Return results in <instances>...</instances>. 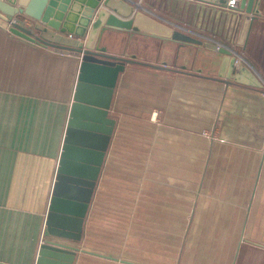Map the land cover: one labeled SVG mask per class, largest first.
<instances>
[{
    "label": "crops",
    "instance_id": "obj_1",
    "mask_svg": "<svg viewBox=\"0 0 264 264\" xmlns=\"http://www.w3.org/2000/svg\"><path fill=\"white\" fill-rule=\"evenodd\" d=\"M146 5L169 18L175 10L177 21L233 42L247 60L236 64L251 69L264 83V0H257L259 12L251 16L242 43L244 12L236 6L225 10L189 0H147ZM4 24L0 20V264H35L47 239L141 264H167L175 256L178 264H264V87L261 91L226 86L179 70L185 65L187 71L224 73L227 62L217 51H210L214 46L210 43L208 47L179 45L125 31H104L100 45L108 53H135L157 65L127 63L118 75L109 110L116 121L109 150L116 138H125L123 128H130V137L146 145L142 159L147 183L142 185L141 200H134L138 173L118 174L113 184V191L120 194L118 207L127 203L135 210L126 236L135 253L122 250L121 242L116 244L123 238L113 236L112 243L107 242L112 230L124 235L115 224L112 227L117 220L104 221L98 233L101 246L91 242L88 228L97 188L104 193L110 190L108 167L119 160L118 152L109 150L81 239L45 236L80 57L13 34L11 25ZM62 41L76 44L67 35ZM139 224L145 225L144 236ZM190 224L195 225V237L206 240L199 255L180 254ZM148 241H156L158 251H150L155 245ZM139 248H149L146 253L151 257L139 256ZM83 254H77L74 264H81L85 256L99 259V264L111 261Z\"/></svg>",
    "mask_w": 264,
    "mask_h": 264
},
{
    "label": "water",
    "instance_id": "obj_2",
    "mask_svg": "<svg viewBox=\"0 0 264 264\" xmlns=\"http://www.w3.org/2000/svg\"><path fill=\"white\" fill-rule=\"evenodd\" d=\"M256 3L257 0H239L236 6L244 12L240 43L247 33L251 16L259 12ZM23 17L31 18L32 26L20 24L18 20ZM0 20L11 25L9 30L13 34L80 57L44 231L45 236L78 242L116 123L109 110L118 75L127 63L157 66L143 61L135 53H108L107 47L100 45L103 32L108 29L125 31L128 35L139 34L179 45L208 47L209 42L135 8L127 0H0ZM63 35L78 38L76 44L62 41ZM217 53L221 61L227 62L224 73L218 71L217 75H210L203 74L201 69L187 71L185 65L179 70L221 81L226 86L239 85L263 91V81L245 65H237L229 49L219 47ZM78 253L106 258L117 264H141L49 239L41 243L35 264H74Z\"/></svg>",
    "mask_w": 264,
    "mask_h": 264
},
{
    "label": "rangeland",
    "instance_id": "obj_3",
    "mask_svg": "<svg viewBox=\"0 0 264 264\" xmlns=\"http://www.w3.org/2000/svg\"><path fill=\"white\" fill-rule=\"evenodd\" d=\"M133 2L132 5L135 6L136 3H139V9L143 10V11H151L154 14H157V16H159V18H163L164 20H166V22L168 21L170 24L174 25V26H178L181 27L185 30H191L193 32H195L196 34H199L200 36L198 38L200 39H208L209 43L211 45H214L210 51H212L213 53L217 51L216 46L218 47L219 44H223L225 46L234 48V50L241 52L240 47H233L234 45L232 44L233 42L229 41H223L222 39L216 37V35L212 32V31H201V30H197V29H193V27L186 25L184 22H182L181 20H176L175 17H173L176 14V11L173 10V14L169 17H166L164 15H161L159 13H157L156 11L150 9L146 3L147 0H132ZM175 18V19H174ZM205 36V37H204ZM75 39V38H73ZM78 39V38H77ZM75 39V40H77ZM211 41V42H210ZM126 47L128 46L127 43L125 44ZM124 45V46H125ZM216 45V46H215ZM128 48V47H127ZM226 48V47H225ZM128 83V87H130V81H127ZM128 89V88H127ZM112 113V117H114L113 115V111H111ZM128 119H130V117L128 116L126 118V120L128 121ZM144 128V127H143ZM144 129H142L143 131ZM123 140L119 141V139H115V141L112 142V146L111 149L108 150L110 152H118V157L119 160H115L116 165L112 162L110 163L111 166L108 167V171L107 173L109 174V181L107 180V182H109L111 184V188L109 190V188H107V192L104 193L102 191H100L97 188V193L95 194V199H94V203H93V217L90 221L89 224V228L88 230L91 231V242L93 244H95L96 246H101L99 242V231L101 232V230L103 229V224L104 221H110L113 222L114 220L120 222V223H112V227L115 224L117 227V230H122L124 235H121V232H115L114 230L111 231L109 238V243H112V237L116 236L119 238H123L122 241H119V239H116V244L121 242V248L122 250H124L126 253H135L132 251V249L129 246V240L126 241V236L128 237V232H129V220H130V216L132 213V216L135 214V210L134 208L130 209L129 205L123 204L124 206L120 209L118 207V203H117V199L119 197V192H114L113 191V184L117 183L116 178L118 174L121 175H128L131 171V173L137 174L138 173V177H137V184H138V192L137 195L135 197L134 200H136L137 198H139V200H141V197L144 195V187H142V185H145V181H144V160L142 159L144 155V151L146 150V145L143 143H138L140 142L139 138H132L130 137L131 134V130L130 128H123ZM143 133H145V131H143ZM141 135V134H140ZM133 136V135H132ZM146 137V134H143V136L141 137ZM127 138H132V140H129ZM126 139V140H124ZM144 142V139H142ZM112 160V158H111ZM114 161V160H113ZM144 182V183H143ZM109 190V191H108ZM145 198V197H144ZM116 199V202L114 201ZM101 201V202H100ZM100 202V204H99ZM139 211H141L139 209ZM139 229H142L141 232V236H144V230L143 228L145 227V225H141L139 224ZM199 229V225L196 226V231ZM127 233V235L125 234ZM101 237V236H100ZM101 240V239H100ZM205 238L204 239H197L195 237V225H187V233H186V240H185V250H180V254L183 253V251L192 254V253H196L197 255H199L202 252V248L201 246L203 245V243H205ZM212 243V241H210ZM218 242V241H217ZM219 242H225V241H219ZM218 242V243H219ZM233 241H231L232 243ZM149 244H154V248H151L150 251H158V247H156V241H148ZM84 249V248H83ZM142 248H139V256L141 257H151V253L147 254L146 250H149V248L145 249L143 248L144 251H141ZM176 254V253H175ZM86 255V254H85ZM83 254V256H85ZM136 255V254H135ZM87 256H85V258H82V262L81 264H99L97 261H99V259H89ZM178 260V256H175V260L171 257V259L169 261H167V264H178L177 262ZM166 263V260H164ZM101 264V263H100ZM106 264H117V262L114 261H106ZM185 264V263H184Z\"/></svg>",
    "mask_w": 264,
    "mask_h": 264
},
{
    "label": "built area",
    "instance_id": "obj_4",
    "mask_svg": "<svg viewBox=\"0 0 264 264\" xmlns=\"http://www.w3.org/2000/svg\"><path fill=\"white\" fill-rule=\"evenodd\" d=\"M127 1L133 2L132 0L131 1L127 0ZM189 1L203 3V4H210V5H213L215 7L225 9V10H232L239 3V0H225L224 3L222 2V0H189ZM18 22L20 24L24 25L25 27H30L33 24V20L29 17H23L21 20H18ZM219 46L226 47L227 49H229L231 51V53L236 57V63L247 62V60L242 56L241 52H238V51L234 50V48L225 46L221 43L219 44Z\"/></svg>",
    "mask_w": 264,
    "mask_h": 264
},
{
    "label": "bare ground",
    "instance_id": "obj_5",
    "mask_svg": "<svg viewBox=\"0 0 264 264\" xmlns=\"http://www.w3.org/2000/svg\"><path fill=\"white\" fill-rule=\"evenodd\" d=\"M130 1H131V0H130ZM136 6H138V7H139V5H138V4H136ZM138 7H135V8H138ZM204 37H205V36H204ZM219 47H220V48H222V46H218V47L216 46V48H217V49H219ZM210 133H211V132H210Z\"/></svg>",
    "mask_w": 264,
    "mask_h": 264
}]
</instances>
